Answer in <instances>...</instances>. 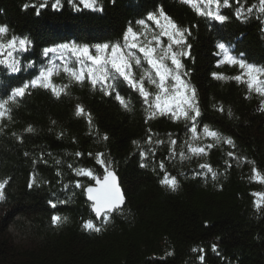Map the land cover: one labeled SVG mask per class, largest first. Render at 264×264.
Wrapping results in <instances>:
<instances>
[{"label": "trees", "instance_id": "obj_1", "mask_svg": "<svg viewBox=\"0 0 264 264\" xmlns=\"http://www.w3.org/2000/svg\"><path fill=\"white\" fill-rule=\"evenodd\" d=\"M40 2L0 0V25L8 26L9 38L15 34L32 40L20 59L22 65L34 62L33 68L16 74L0 67V98L38 74L49 59L42 49L70 42L123 43L129 25L143 31L136 21L162 8L189 33L183 49L188 54L180 60L196 90L201 112L198 132L208 125L230 137L235 147L202 136L198 145H214L206 148L207 155L182 161L179 152L187 153L184 142L189 138L185 122L159 114L146 120L150 112L143 97L126 83H118L116 91L130 101V111L120 105L114 92L105 95L87 79L71 83L67 94L59 97L48 89L30 88L9 105L11 120L0 121V181L8 180L0 200V264H201L200 255L203 264H264V203L257 207L258 197L253 195L264 192V183L251 179L253 167L264 175V111L260 110L264 98L249 94L242 83L212 75L233 77L241 71L238 66L218 65L222 59L218 43L228 45L232 55L242 53L248 63L264 67V13L258 10L259 0H230L231 7L221 9L227 17L223 23L200 17L181 0H98L102 12L82 5L75 11L67 0H62L60 10H53L50 0L40 15L33 7H23ZM241 5L245 16L249 15L246 9L256 5L247 21L233 16ZM80 20L98 27L87 33L77 28L82 34L53 28L73 27ZM162 40L167 44V37ZM142 65L148 68L146 62ZM133 70L139 78L140 69ZM52 79L56 85L69 84L62 70ZM145 87L155 92L147 81ZM77 102L91 112V126L86 116H76ZM29 126L33 132L25 131ZM169 134L177 142L171 169L179 182L176 191L160 183L164 176L159 164L166 165ZM149 135L152 145L146 143ZM156 140L165 143L142 161L141 149L148 152L156 147ZM97 153L119 174L128 194L125 206L108 224L104 222L106 229L100 234L88 233L81 225L91 220L92 203L86 199L85 187L94 180L74 171L91 169L96 176L104 175ZM142 162L147 167H141ZM201 164L216 166V179L206 181L210 172ZM33 175L36 183L29 187ZM77 181L83 186L76 187ZM54 215L68 217L53 225Z\"/></svg>", "mask_w": 264, "mask_h": 264}, {"label": "snow or ice", "instance_id": "obj_2", "mask_svg": "<svg viewBox=\"0 0 264 264\" xmlns=\"http://www.w3.org/2000/svg\"><path fill=\"white\" fill-rule=\"evenodd\" d=\"M50 0H41L38 4H25L23 7L27 10L29 7L36 9V15H40L42 9L48 7ZM75 11L80 10V5L92 11H103L98 0H67ZM182 3L189 5L197 15L205 17L209 20H214L223 23L227 17L221 14V9L231 7L230 0H181ZM239 2V0H237ZM62 0H53L51 8L60 10L62 8ZM256 5L246 9L248 14L253 12ZM264 13V0H259V9ZM243 5L236 8L235 15L237 18L244 19ZM148 22L155 25V29ZM136 24L141 26L143 31H135L131 25L128 26L123 34V43L115 42L112 44L103 43L93 46L78 45L75 42L63 43L46 47L42 49V55L49 58L47 63L38 69V74L31 80L25 81L21 86L11 89L7 98H0V121L4 119L11 120L10 104H16L19 98L24 97L30 88H44L52 92L53 95L59 97L62 93L67 94V88L71 83H84L85 79L91 84L93 89L99 86L100 91L105 95L115 93V99L125 110H131L130 101L120 95L117 89L118 83H126L132 89L139 92L144 99L150 112L147 119H153L156 115H169L173 121L183 120L186 125L189 138L185 140L184 146L187 148V153L181 149L179 152L180 159L190 160L192 157L207 155L206 148H211L214 145L208 144L200 146L196 143L202 136L211 138L215 144H220L221 141L231 147H235L234 141L230 137H224L218 131L212 130L208 125H204L202 131L198 132V117L201 115L198 101L196 99V90L183 78L187 75L182 71L183 64L180 57L187 55L183 51L186 45L185 33L187 29L180 28L163 9L158 12H149L146 19L136 21ZM158 29V31H157ZM9 28L7 25H0V67L7 70L9 74L21 72L22 68L27 70L34 67V62L29 61L22 65L20 54L26 53L32 47V40L28 36L11 35L8 37ZM162 37H167V44H164ZM217 48L220 50L217 54L222 55L219 64H227L229 66H238L240 74L227 77L222 73H213L216 79H232L237 83H242L246 86L249 94L256 93L264 98V67H258L252 63H248L241 53L239 57L231 54L229 46L224 43H218ZM175 49V50H174ZM142 55H138L137 51ZM60 61L57 63L56 61ZM142 61L146 62L148 68H144ZM170 61V64L168 63ZM75 64V67L71 66ZM135 68L140 69L139 78H137ZM63 71L69 78V84L56 85L53 82V76L59 75ZM145 81L149 85L155 87V92H150L145 87ZM223 111V109H220ZM260 110L264 111V99L261 100ZM77 116H86L91 126V116L86 113L82 105L76 106ZM229 115L231 112L229 111ZM54 123V122H53ZM2 131V129H0ZM27 132H33L32 126L25 129ZM151 132V129H149ZM103 139L107 140V135ZM139 147L138 141H133ZM146 143L153 144L152 136L149 135ZM157 145L164 144L165 141L156 140ZM168 143L169 158H175L176 140L171 139L169 134ZM149 154L154 155L153 149L145 152L140 151L141 160L143 161ZM77 156L81 155L76 153ZM228 156H234L233 152H228ZM103 154L97 153V162L104 167L103 177H98L91 169H74L77 175L87 176L95 181L96 186L88 185L85 188L88 200L92 201V210L97 218L103 217L104 222L110 218L111 212L119 210L124 203V196L117 184L115 173L110 170V163H106L102 159ZM59 163V161H57ZM252 163V162H250ZM71 167V165H69ZM141 167H147V164L141 163ZM159 167L165 168L164 162L161 161ZM202 169H207L211 173L212 178L216 179L217 173L209 164L199 165ZM251 179L256 182L264 183V175L258 169L253 167ZM59 175V173H57ZM8 180L0 181V200L4 199V188ZM36 183L35 175L30 180L29 187ZM171 191H176L179 187V182L174 176H169L165 172L164 178L160 181ZM76 187H82L79 181L76 182ZM258 197L256 206L260 207L264 203V192L253 193ZM52 204V207L56 205ZM63 203V201H61ZM67 217L54 215L52 224L59 225ZM85 230L99 232L100 227H97L92 220L84 222ZM197 251V249H193ZM199 251L203 252V249ZM213 251H216V246L213 245ZM199 260L203 264L204 256L200 255Z\"/></svg>", "mask_w": 264, "mask_h": 264}, {"label": "rangeland", "instance_id": "obj_3", "mask_svg": "<svg viewBox=\"0 0 264 264\" xmlns=\"http://www.w3.org/2000/svg\"><path fill=\"white\" fill-rule=\"evenodd\" d=\"M250 15V14H249ZM249 15H246L245 16V18L244 19H242V20H245V21H247L248 19H249ZM233 16L235 17V18H237V16L235 15V13L233 14ZM201 17V16H200ZM244 22V21H243ZM80 23H82V25H80ZM72 25H74L73 27L72 26H65V27H62V26H64V25H62L61 27H58V26H55V25H53V28H54V30H55V32H64L65 30H74V31H76L77 30V28H80V29H82V30H86V32H84V33H87L88 31H90V30H94V28H97L98 26L97 25H95V24H92V23H85L84 21H76V23H74V24H72ZM52 28V27H51ZM74 31H72V33L74 32ZM79 33H81L82 34V31L81 30H77ZM102 31H105V30H102ZM189 35V33H185V38L187 37ZM187 39V41H189V39L190 38H186ZM170 62V61H169ZM168 62V63H169ZM170 64V63H169ZM184 70V66H183V69H182V71ZM185 71V70H184ZM183 71V72H184ZM184 79H185V81L186 82H188L190 85H191V82H190V79L189 78H187V77H183ZM70 91H71V89H70ZM69 91V92H70ZM77 105H82V103L81 102H77L76 103V106ZM85 110V112L86 113H88V114H90V116H91V112L89 111V110H87V109H84ZM76 113V112H75ZM77 116V115H76ZM83 116V115H82ZM80 117V116H79ZM85 117V116H84ZM166 118H169V115H167L166 116ZM156 147L158 148V147H160L161 148V144L160 145H157L156 144ZM152 148V147H151ZM124 186V185H123ZM125 187V186H124ZM7 191V190H6ZM85 196H87V194L85 195ZM86 199L88 200V198L86 197ZM88 201H90V200H88ZM124 203H126V202H124ZM90 212L92 213V216L90 217V219L93 221V223L97 226V227H103V228H101V231H99V232H95V231H89V230H86L88 233H94V234H100L101 232H102V230L105 228L106 229V225L104 224V220H103V217L101 216L100 218H97L96 217V215H95V212L90 208ZM119 212H120V210H114L113 212H112V214L113 215H110V218H109V220L107 221V224H108V222H110L111 221V218H112V216H114V215H116V214H119ZM66 217H68V215H66ZM100 221H102V222H100ZM81 225H83V223H81ZM17 240H20V239H17ZM22 241V240H21Z\"/></svg>", "mask_w": 264, "mask_h": 264}, {"label": "bare ground", "instance_id": "obj_4", "mask_svg": "<svg viewBox=\"0 0 264 264\" xmlns=\"http://www.w3.org/2000/svg\"><path fill=\"white\" fill-rule=\"evenodd\" d=\"M189 8L191 9L192 7H190L189 6ZM220 81H222V79H220ZM223 82H225V81H223ZM157 136L160 138V136L157 134ZM234 144H235V142H234ZM151 149H153V151H154V153H156L157 154V151H158V148L157 147H155V146H153ZM165 153V156H164V161H165V168L162 170L161 169V173H162V175L164 176L165 175V172H167V174L169 175V176H176V175H174L173 174V171L171 170L172 169V166H173V164H174V162H175V160H176V158H177V155L175 156V158H169V147L167 148V151H165L164 152ZM212 167V169L215 171L216 169H217V167L216 166H211ZM207 170V169H206ZM112 172H114L115 173V176H116V178H117V180H116V182H117V184L119 185V188H120V190H121V192L123 193V196H124V202H127L126 200H127V196H128V194H127V189L123 186V184L121 183V177H119V174L116 172V171H114V170H111ZM210 178H208V179H205L206 181H208V180H212L213 178H212V175H211V173H210ZM98 177H103V175H99ZM89 185H92V186H96L95 185V181L93 182V183H91V184H89ZM88 186V185H87ZM86 186V187H87ZM85 187V188H86ZM88 198V197H87ZM91 203H92V201H91ZM125 204L126 203H123V205H121V207H123V206H125Z\"/></svg>", "mask_w": 264, "mask_h": 264}]
</instances>
